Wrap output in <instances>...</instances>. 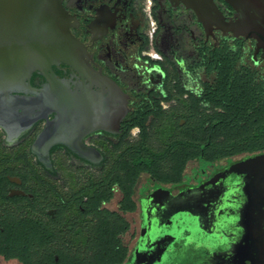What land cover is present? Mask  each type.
Returning <instances> with one entry per match:
<instances>
[{
	"label": "flooded vegetation",
	"instance_id": "flooded-vegetation-1",
	"mask_svg": "<svg viewBox=\"0 0 264 264\" xmlns=\"http://www.w3.org/2000/svg\"><path fill=\"white\" fill-rule=\"evenodd\" d=\"M214 3L225 21L238 19L237 10L226 0ZM62 4L70 17V32L85 46L88 76L60 63L48 72L58 82L51 88L45 76L33 72L31 89L12 95L38 100L35 107L18 109L21 119L42 112L46 118L33 121L20 132L19 118L12 117L8 130L0 128V133L9 147L28 145L41 163L35 165L39 175L50 179L55 187V205L35 215L42 226L50 225L42 227L46 239L38 248L67 251L82 248V242L90 239L91 228L77 225H90L91 215L75 212L76 197L71 200L72 209H59L65 206L68 193L75 196L88 178L98 173L104 153L139 138L138 126L127 128L131 112L150 105L172 114L182 98H199L212 78L207 68L217 66L215 60L218 63L223 46L239 53V65L263 71L264 54L261 49L254 52L255 38L222 30L219 22L199 18L181 0H62ZM105 80L116 83L126 95L127 110L111 131L95 128L81 136L82 144L97 150L101 158L92 155L89 161L78 155L77 145L55 143L48 149L50 164L44 163L31 145L46 120L56 117L58 103L79 94L101 95L108 89ZM198 103L207 106L205 101ZM96 112L102 115L104 111ZM157 121L152 113L146 116L144 124L151 136ZM177 121L184 123L181 117ZM258 153L207 164L192 160L172 182L142 174L130 195L134 204L131 210L121 207L123 195L118 187H112V198L100 207L118 213L127 222L119 236L125 254L117 264H264V236L243 228L240 211L246 201L242 191L246 175L237 164ZM64 158L70 161L68 165L62 163ZM7 178L12 183L6 188L7 197L32 199L18 176ZM51 235L55 238L49 240ZM0 262L21 264L2 257Z\"/></svg>",
	"mask_w": 264,
	"mask_h": 264
},
{
	"label": "trees",
	"instance_id": "trees-1",
	"mask_svg": "<svg viewBox=\"0 0 264 264\" xmlns=\"http://www.w3.org/2000/svg\"><path fill=\"white\" fill-rule=\"evenodd\" d=\"M238 57V52L223 46L218 63L215 60L217 66L211 64L207 68L212 78L205 83L201 96L182 98L180 107L172 114L150 105L138 106L131 112L127 128L138 126L139 138L104 153L98 173L89 177L75 196L68 193L65 206L59 209L60 212L69 206L72 209L71 200L76 197L75 212L91 215L90 225H77L91 228V237L82 242V248L67 251L38 248L46 239L42 227L50 225L42 226L35 215L55 205V187L50 179L39 175L35 165L41 163L34 159L28 145L9 147L0 133V257L17 259L21 264L120 263L125 251L120 247L119 236L127 222L118 213L100 207L112 198V187H118L123 195L121 207L131 210L134 204L130 195L142 174L172 182L178 180L192 160L207 164L240 154L264 152V71L239 65ZM200 100L207 102V106L202 107ZM150 113L158 118L153 136L144 124ZM179 117L184 119L181 125ZM155 138L156 147L152 143ZM7 175L18 176L21 187L32 199L7 197L6 188L12 184Z\"/></svg>",
	"mask_w": 264,
	"mask_h": 264
},
{
	"label": "water",
	"instance_id": "water-1",
	"mask_svg": "<svg viewBox=\"0 0 264 264\" xmlns=\"http://www.w3.org/2000/svg\"><path fill=\"white\" fill-rule=\"evenodd\" d=\"M181 1L199 18L219 22L222 30L239 31L255 38L254 52L261 49L264 54V0H226L238 12L236 21H225L214 0ZM69 18L62 0H0V128L8 130L12 117H18L21 132L33 121L46 118L42 112L21 119L18 109L35 107L38 100L12 95L31 89L29 80L33 72L45 76L51 88L58 82L48 72L60 63L88 76L87 52L70 32ZM104 83L108 89L101 95L79 94L58 103V110L54 109L56 117L46 120L31 145L44 163L50 164L48 149L55 143L77 145L78 155L89 161L92 155L101 158L97 150L82 144L81 136L95 128L111 131L127 110L122 90L111 80ZM98 110L104 111L102 115ZM237 164L246 175L242 179L246 201L240 211L243 228L264 236V152Z\"/></svg>",
	"mask_w": 264,
	"mask_h": 264
},
{
	"label": "rangeland",
	"instance_id": "rangeland-1",
	"mask_svg": "<svg viewBox=\"0 0 264 264\" xmlns=\"http://www.w3.org/2000/svg\"><path fill=\"white\" fill-rule=\"evenodd\" d=\"M132 135H133V134H132ZM152 143H153V146L156 147V145L158 144V142L156 141V138H155V140H154V139L152 140ZM57 162L60 163L61 161H60V162L57 161ZM62 163L68 165V163H70V161H69L68 159L64 158L63 161H62ZM0 263H1V262H0Z\"/></svg>",
	"mask_w": 264,
	"mask_h": 264
}]
</instances>
